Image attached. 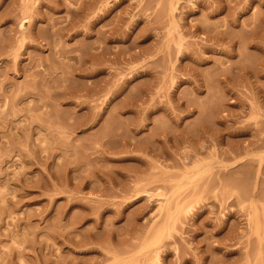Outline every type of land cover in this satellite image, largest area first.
<instances>
[{"label":"rangeland","instance_id":"374dc122","mask_svg":"<svg viewBox=\"0 0 264 264\" xmlns=\"http://www.w3.org/2000/svg\"><path fill=\"white\" fill-rule=\"evenodd\" d=\"M0 264H264V0H0Z\"/></svg>","mask_w":264,"mask_h":264},{"label":"bare ground","instance_id":"6f19581e","mask_svg":"<svg viewBox=\"0 0 264 264\" xmlns=\"http://www.w3.org/2000/svg\"><path fill=\"white\" fill-rule=\"evenodd\" d=\"M24 19L26 20V17ZM22 22H23V20H22Z\"/></svg>","mask_w":264,"mask_h":264}]
</instances>
